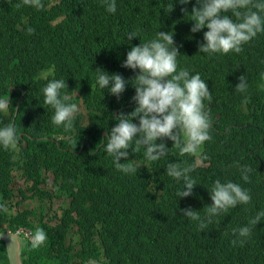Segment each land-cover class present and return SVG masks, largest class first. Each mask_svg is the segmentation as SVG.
Wrapping results in <instances>:
<instances>
[{
  "label": "trees",
  "instance_id": "16d2710c",
  "mask_svg": "<svg viewBox=\"0 0 264 264\" xmlns=\"http://www.w3.org/2000/svg\"><path fill=\"white\" fill-rule=\"evenodd\" d=\"M19 2L0 0V99L11 101L6 112L0 111V127L15 123L20 135L16 146H0V194L11 197L14 172L20 171L22 198L49 202L46 209L38 206L40 212L0 206V231L22 228L34 234L41 228L46 233V241L35 249L21 233L22 263L95 264L91 260L96 258L104 264H264V218L244 244H232L233 228L264 211V32L240 53L206 54L198 52V42L207 29L192 33L191 16L181 11L186 7L190 13L195 0L187 5L174 0L171 13L166 5L172 0H116L114 13L106 11L102 0H42L40 10L17 9ZM28 27L35 32L29 35ZM157 31L173 33L182 54L178 70L198 73L212 94L211 102L204 101L212 139L200 150L208 159L181 155L165 140L167 155L157 161L147 160L143 148L129 150L126 163L138 171L125 174L102 145L115 124L112 116L135 107L130 103L134 89L126 84L117 98L98 86L95 70L128 81L134 73L121 67L126 53ZM130 32L137 38L129 41ZM241 74L248 81L243 94L235 91ZM51 79H65L61 97L68 96L67 103L79 108L70 130L52 123L54 109L44 103L42 89ZM169 162L193 166V195L178 199L183 181L166 174ZM245 165L250 169L247 182L239 167ZM46 172L53 175L52 191L41 187ZM217 179L239 184L251 201L215 217L201 232L179 209L190 206L203 217ZM59 196L66 205L49 223L43 211ZM72 229L75 240L66 243ZM0 264H9L1 240Z\"/></svg>",
  "mask_w": 264,
  "mask_h": 264
},
{
  "label": "clouds",
  "instance_id": "9594fccd",
  "mask_svg": "<svg viewBox=\"0 0 264 264\" xmlns=\"http://www.w3.org/2000/svg\"><path fill=\"white\" fill-rule=\"evenodd\" d=\"M175 3L187 5L190 0H175ZM174 0L166 5L167 13L175 8ZM102 5L109 13L116 11V0H102ZM30 6L37 10L44 7L42 0H20L17 9ZM181 11L191 16L190 31L197 33L203 29V40L198 42V52L206 54L229 52L240 53L242 46L258 33L264 32V0H195L189 13L186 7ZM230 13L231 16L227 15ZM29 35L35 29H26ZM137 38L136 32H130L127 39ZM182 55L175 44L173 33L157 31L153 39L139 45L131 46L121 67L131 69L134 75L126 81L120 74H109L97 68L98 86L119 98L125 91L126 84L134 89L130 103L135 107L128 113L120 111L113 117L115 124L108 130L106 144L102 145L106 153L113 158L118 171L125 174L137 173L138 168L129 160V150L138 152L144 149V156L149 161H157L167 155L165 140L172 142L181 155H199L201 162L208 157L201 150L202 145L212 139L210 135L211 120L204 101H212V94L207 84L197 73L191 75L186 68L178 70L177 57ZM264 75V74H262ZM235 91L246 93L248 81L244 74L237 77ZM67 88L65 79H51L42 89L44 103L54 109L52 123L63 126L65 130L73 127V119L79 111L77 104L67 103L68 96L61 97V90ZM10 99H0V111H7ZM244 102H247L245 96ZM160 141V142H157ZM20 142L15 123L0 127V146L5 149ZM133 145L135 147H133ZM124 160L125 162H121ZM241 178L247 182L250 169L239 166ZM193 166H182L169 162L166 174L178 181H183V188L177 191L179 198L193 195L197 185L191 176ZM54 181V179L52 178ZM210 205L205 206V215L192 207L179 209L182 216L197 222L203 232L215 217L226 213L237 205L249 204L251 196L239 184L217 179L208 191ZM6 211V209H5ZM264 218V211L256 213L247 224L233 228V245L244 244ZM47 239L43 229L37 228L31 236V247L39 248Z\"/></svg>",
  "mask_w": 264,
  "mask_h": 264
},
{
  "label": "rangeland",
  "instance_id": "374dc122",
  "mask_svg": "<svg viewBox=\"0 0 264 264\" xmlns=\"http://www.w3.org/2000/svg\"><path fill=\"white\" fill-rule=\"evenodd\" d=\"M82 113H84V109L81 110ZM20 171L14 172L13 179L11 182V186L13 187V193L11 197L9 198H3L0 194V206H3L6 209H9V206H11L12 211L16 210H24V209H33L36 212H40L38 209V206L41 204L44 209L47 208L49 202H39V199L37 197H32L28 199H23L21 193L17 190V187L21 186L23 183V178L20 176ZM45 183L41 185L43 190L47 191L50 189L52 191V178L53 175L50 172L45 173ZM26 194H30V192H26ZM18 201H20L19 204H16ZM66 205L64 196L55 197L50 201V209L45 213L46 219L49 221V223H55L57 220L56 213L60 210V206ZM33 221H36V219H32ZM75 240V232L74 229L71 230L69 235L66 237V243L69 241Z\"/></svg>",
  "mask_w": 264,
  "mask_h": 264
},
{
  "label": "water",
  "instance_id": "95a60500",
  "mask_svg": "<svg viewBox=\"0 0 264 264\" xmlns=\"http://www.w3.org/2000/svg\"><path fill=\"white\" fill-rule=\"evenodd\" d=\"M9 89L12 94V86H10ZM53 140L54 139L52 138V141ZM23 143H24V146H26L25 141ZM0 240L3 241L5 245L8 263L9 264H23L20 258L21 239L19 235L17 234V232L0 231ZM91 261L95 264H104L103 262L98 261L96 258L92 259Z\"/></svg>",
  "mask_w": 264,
  "mask_h": 264
},
{
  "label": "built area",
  "instance_id": "2783aa9c",
  "mask_svg": "<svg viewBox=\"0 0 264 264\" xmlns=\"http://www.w3.org/2000/svg\"><path fill=\"white\" fill-rule=\"evenodd\" d=\"M19 232L23 233V235H24L25 237H28L29 239H31V237H30V232H29V231H27V230H23V229H19Z\"/></svg>",
  "mask_w": 264,
  "mask_h": 264
},
{
  "label": "flooded vegetation",
  "instance_id": "af4514ba",
  "mask_svg": "<svg viewBox=\"0 0 264 264\" xmlns=\"http://www.w3.org/2000/svg\"><path fill=\"white\" fill-rule=\"evenodd\" d=\"M19 229L20 228H18L16 231H14V232H17V234L19 235V237H20V239L23 237L22 236V234H21V232H19ZM22 229V228H21ZM24 230V229H23ZM28 231V230H27ZM30 232V231H29ZM32 236V233L30 232V237ZM31 240V239H30Z\"/></svg>",
  "mask_w": 264,
  "mask_h": 264
}]
</instances>
